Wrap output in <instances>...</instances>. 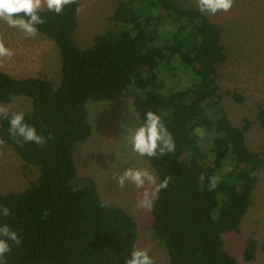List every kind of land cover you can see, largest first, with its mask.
Returning <instances> with one entry per match:
<instances>
[{
	"label": "trees",
	"instance_id": "1",
	"mask_svg": "<svg viewBox=\"0 0 264 264\" xmlns=\"http://www.w3.org/2000/svg\"><path fill=\"white\" fill-rule=\"evenodd\" d=\"M164 2L121 1L111 17L115 27L97 33L85 48L74 38L81 0L63 14L45 9L40 15L46 22L37 28L59 49V84L0 70V102L27 96L32 107L25 122L39 135L51 134L43 146H20L8 134V119H0V139L39 168L23 191L0 194V205L11 213L0 217V224H8L22 241L7 254V264H125L130 258L137 240L134 218L104 202L89 178L73 180L74 146L91 132L86 102L121 95L131 96L139 125L152 111L175 141L174 153L145 156L158 182L172 177L151 210L153 236L164 244L170 264H238L223 249L222 234L239 231L263 161L246 142L251 121L233 124L221 103L216 69L227 56L220 28L198 9ZM181 68L193 76L191 84L166 89L164 76ZM13 112L18 111H9V117ZM257 118L264 126V102ZM198 129L212 133L207 151L198 142ZM228 157L230 169L222 173ZM213 176L219 182L209 190ZM256 248L255 239L247 238L243 258L249 260Z\"/></svg>",
	"mask_w": 264,
	"mask_h": 264
},
{
	"label": "rangeland",
	"instance_id": "2",
	"mask_svg": "<svg viewBox=\"0 0 264 264\" xmlns=\"http://www.w3.org/2000/svg\"><path fill=\"white\" fill-rule=\"evenodd\" d=\"M121 1L126 0H81L74 34L80 48L90 46L97 33L115 27L111 17ZM173 1L183 9H198L197 0ZM161 3L165 5L164 0ZM204 14L220 28V42L227 56V60L216 69L223 109L235 125H242L244 119L251 121V128L245 135L246 142L263 161L240 229L222 234L223 249L238 264H264V126L257 118L264 102V0H235L227 13ZM0 36L6 47L15 52L11 60L0 63V70L16 78L40 76L49 79L54 87L59 84L61 55L52 38L40 32L35 37L25 38L22 32L3 21H0ZM191 80L193 76L189 70L181 68L168 72L164 76V85L168 90L182 89L190 85ZM0 106L8 111L28 113L32 104L30 98L19 95L10 103L0 102ZM86 107L91 132L74 146L73 180L80 183L87 177L93 181L104 202L122 207L134 218L137 228L134 247H147L158 264H170L164 244L153 236L152 212L136 206L143 189L130 182L121 189L112 179L114 174L118 175L133 165L147 168L156 176L151 163L134 152L127 139L128 128L139 126L131 96L89 100ZM211 136L212 133L198 129V142L204 151L208 149ZM231 163L230 157L224 160L222 173L230 169ZM38 176L37 166L23 161L10 145H0V194L21 192ZM249 237L255 239L257 248L252 257L245 260L243 252Z\"/></svg>",
	"mask_w": 264,
	"mask_h": 264
},
{
	"label": "clouds",
	"instance_id": "3",
	"mask_svg": "<svg viewBox=\"0 0 264 264\" xmlns=\"http://www.w3.org/2000/svg\"><path fill=\"white\" fill-rule=\"evenodd\" d=\"M78 0H0V21L5 22L9 27L16 28L23 33L25 38L35 37L38 34L37 25L46 21L40 13L48 10L55 14H63L66 7L76 4ZM235 0H197L200 12L215 15L218 12H229ZM15 52L6 47L4 39L0 36V63L5 59L11 60ZM0 119H8V134L16 140L20 146L23 143L33 142L43 146L47 139L37 133V129L25 122L23 112H13L9 117L6 107L0 106ZM202 136L203 133L201 132ZM127 139L132 146V150L141 157L164 156L175 152V141L168 131L161 117L152 111L145 113V119L137 127H129ZM4 141L0 139V145ZM112 179L119 188H124L126 182L134 184L137 188L143 189L137 201V208L151 211L154 201L158 199L161 190L167 189L171 176L164 177L157 182V177L147 168L131 166L123 170L120 174H114ZM204 174L199 176L201 184L205 181ZM209 190H214L219 182V177L208 178ZM10 209L0 205V217H8ZM22 243L20 236L12 230L6 223L0 224V264H7V254L12 251L14 245ZM125 264H156V261L149 255V249L135 248L125 261Z\"/></svg>",
	"mask_w": 264,
	"mask_h": 264
}]
</instances>
